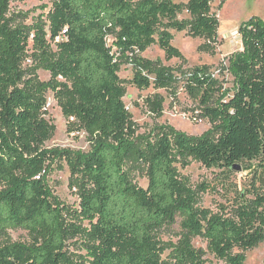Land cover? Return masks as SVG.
Wrapping results in <instances>:
<instances>
[{
  "label": "trees",
  "instance_id": "trees-1",
  "mask_svg": "<svg viewBox=\"0 0 264 264\" xmlns=\"http://www.w3.org/2000/svg\"><path fill=\"white\" fill-rule=\"evenodd\" d=\"M19 1L0 0V240L24 230L35 244L0 243V264H204L192 243L198 237L216 259L245 264L246 252L264 242V20L240 27L243 50L229 62L232 89L207 67L182 73L216 135L137 136L121 68H132L130 83L140 90L172 91L180 82L175 69L142 54L158 45L167 58L182 60L174 32L214 41L220 23L213 0H54L31 23L11 13ZM186 11L190 19H180ZM28 59L36 64L32 77L22 69ZM37 70L50 79L41 82ZM48 93L68 131L86 133L89 152L45 148L55 132L45 118ZM148 102L162 113L160 97ZM189 159L229 175L240 166L247 172L242 189L227 176L220 184L234 194L228 205L217 213L199 207L178 168ZM62 163L78 207L61 204L49 185ZM178 219L183 235L168 263L158 233ZM74 239L80 253L72 257L67 242Z\"/></svg>",
  "mask_w": 264,
  "mask_h": 264
},
{
  "label": "rangeland",
  "instance_id": "rangeland-1",
  "mask_svg": "<svg viewBox=\"0 0 264 264\" xmlns=\"http://www.w3.org/2000/svg\"><path fill=\"white\" fill-rule=\"evenodd\" d=\"M54 0H22L14 2L11 6V13L23 15L21 18L26 23H31L33 18L52 7ZM186 2V0H175ZM212 11L216 14L220 26L217 38L209 41L201 37H191L187 31L174 32L173 46L182 54L183 59H169L164 51L153 45L142 54L145 59L159 61L165 67L175 69L180 82L175 85L172 91L155 89L140 90L130 83L133 78V71L130 66L121 68L120 77L126 83V95L124 103L129 111L132 120L137 125V136H145L153 132L174 130L188 137H201L207 133L216 135L214 125L202 115V109L194 103L183 87V74L198 67H207L211 73L222 83L225 89L233 88V75L229 70L230 57L243 50L240 27L252 18L264 20V0H213ZM180 19H190L188 12H184ZM112 39L109 38V44ZM35 63L28 59L24 62L22 69L26 77H32L36 71ZM180 70V71H179ZM37 77L41 82L50 79V74L44 70H37ZM176 94V95H175ZM155 96L162 99V113L158 115L152 110L148 99L154 100ZM46 120L55 126L52 138L46 142L45 148L69 150L72 152L87 153L91 150L90 141L85 132H69L68 122L64 118L60 107L53 95L46 96ZM59 166V168H58ZM55 166V170L48 176V182L55 197L61 204L71 207H78V190L72 185V179L67 166ZM179 172L184 177L189 187L195 192L198 205L201 208L209 209L217 213L220 206L228 205L233 193L228 194L222 188L220 182L230 176L231 182H236L239 189H242L247 172L232 171V174H225L220 169H207L194 159H189L187 166H178ZM142 169L135 170V180L139 186L147 187L148 181ZM206 186L203 188L202 186ZM183 231L180 228V220L174 224L166 225L158 236L166 248L163 259L168 263L172 262L170 254L172 249L179 244ZM34 236L24 230L9 231L1 240L2 244H23L33 246ZM79 241L74 239L67 242V252L72 257L78 256ZM193 247L203 254L204 264H225L215 258L208 250V245L203 237L193 240ZM245 264H264V242L256 248L246 252Z\"/></svg>",
  "mask_w": 264,
  "mask_h": 264
},
{
  "label": "water",
  "instance_id": "water-1",
  "mask_svg": "<svg viewBox=\"0 0 264 264\" xmlns=\"http://www.w3.org/2000/svg\"><path fill=\"white\" fill-rule=\"evenodd\" d=\"M232 169L237 171V172H241L240 166H234Z\"/></svg>",
  "mask_w": 264,
  "mask_h": 264
}]
</instances>
